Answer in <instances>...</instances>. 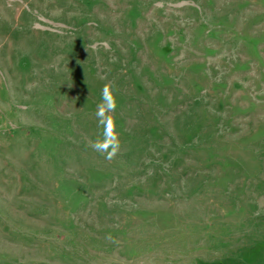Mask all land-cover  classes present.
I'll use <instances>...</instances> for the list:
<instances>
[{"label":"rangeland","instance_id":"rangeland-1","mask_svg":"<svg viewBox=\"0 0 264 264\" xmlns=\"http://www.w3.org/2000/svg\"><path fill=\"white\" fill-rule=\"evenodd\" d=\"M0 264H264V0H0Z\"/></svg>","mask_w":264,"mask_h":264},{"label":"clouds","instance_id":"clouds-1","mask_svg":"<svg viewBox=\"0 0 264 264\" xmlns=\"http://www.w3.org/2000/svg\"><path fill=\"white\" fill-rule=\"evenodd\" d=\"M117 107L116 98L111 90V85L106 84L101 89V101L97 105L95 117L97 127L101 129L100 135L90 141L88 147L98 152L106 160H112L120 150L119 134L112 113Z\"/></svg>","mask_w":264,"mask_h":264}]
</instances>
